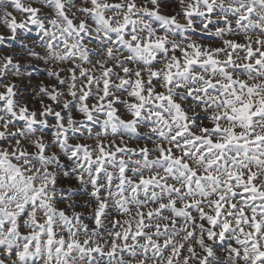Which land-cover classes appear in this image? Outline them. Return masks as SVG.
Listing matches in <instances>:
<instances>
[{
	"label": "snow or ice",
	"instance_id": "6c2138e0",
	"mask_svg": "<svg viewBox=\"0 0 264 264\" xmlns=\"http://www.w3.org/2000/svg\"><path fill=\"white\" fill-rule=\"evenodd\" d=\"M0 264H264V0H0Z\"/></svg>",
	"mask_w": 264,
	"mask_h": 264
}]
</instances>
